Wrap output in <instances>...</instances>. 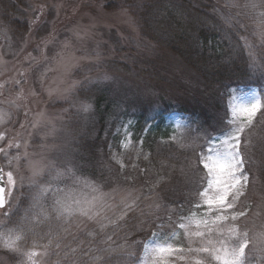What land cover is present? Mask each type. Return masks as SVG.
I'll list each match as a JSON object with an SVG mask.
<instances>
[{"label": "snow or ice", "instance_id": "6c2138e0", "mask_svg": "<svg viewBox=\"0 0 264 264\" xmlns=\"http://www.w3.org/2000/svg\"><path fill=\"white\" fill-rule=\"evenodd\" d=\"M226 7L236 10L224 16V23L238 30L239 50L246 53L249 69L264 76V55L258 54V46L247 36L239 34V30L247 32L245 21H250L252 35L264 47V0H226ZM91 107L89 102H81L78 111L86 113ZM228 107L230 117L226 114V127L219 132L176 123L172 142L183 146L189 139L186 131H191L195 133L192 142L202 143L193 148L195 162L189 160L179 169L186 192L170 204L155 191L167 182L165 175L157 174L147 194L119 188L105 192L101 183L83 175L70 155L57 161L46 154L30 155L25 147L7 159V173L0 167V244L17 253L21 264H39L40 257L53 256L56 264H168L166 257L172 253L190 258V264H264V224L259 231L242 224L252 206L240 203L250 178L256 179L247 168L250 158L246 159L241 145L253 146L250 134L259 122L258 114L264 119V101L255 93L242 103L230 101ZM38 115L41 119L32 123L33 128L45 123L43 113ZM4 116L0 112V120ZM55 131V125H50L49 134ZM129 143L130 133L126 132L123 146L127 148ZM150 155L143 158L149 160ZM113 159L126 167L115 154ZM136 159H140L139 153ZM13 191L28 202L23 211L18 200L11 198ZM130 213L137 215L129 220ZM130 223L136 232L148 230L151 239L129 243Z\"/></svg>", "mask_w": 264, "mask_h": 264}, {"label": "rangeland", "instance_id": "374dc122", "mask_svg": "<svg viewBox=\"0 0 264 264\" xmlns=\"http://www.w3.org/2000/svg\"><path fill=\"white\" fill-rule=\"evenodd\" d=\"M34 4L36 6L32 12L31 27L25 38L15 39L9 30L1 26L0 21V112L5 114L4 119L0 120V149L4 150L1 163L5 173L10 170L7 159L18 152H23L25 147L30 155L46 154L49 159L57 161L62 160L65 154L71 158L74 154L80 155L79 152L83 148L80 137L88 132V126L82 121L94 119V108L91 107L86 113L78 109L81 102H85L80 97L81 93L89 88L91 83L99 81L103 85L108 84L116 92L117 97L126 96L127 100L134 99L133 96L143 97L146 103L163 97L177 104L176 101L180 102L184 98L202 100L203 94L211 95V91H207L203 86L201 76L185 62L150 46L143 40L131 12L126 10L108 12L101 6L89 4L85 0H36ZM247 23L254 26L250 21ZM248 39L258 46V54L264 55L262 42L257 38ZM58 53L64 56L63 61ZM116 58L126 62L130 67L140 61L151 65L153 63L155 69L163 75L155 79L156 81H150L145 75L138 76L131 71H122L116 65H111ZM258 74L260 76L258 82L262 84V89L240 87L228 91L224 105L229 117L230 101L242 103L246 96L255 93H259L264 101V76L260 72ZM150 76L155 77L154 74ZM33 92L35 95H32ZM39 113H43L45 123L33 128L32 123L41 119ZM76 115L79 120L75 119ZM224 116L226 115L222 117ZM178 121L182 124L192 123L197 130L200 128L195 117L189 120L188 116L179 112L169 113L165 117L163 127L170 130L173 136ZM134 123V118H124L115 127L116 138L113 144H110L114 163L119 164L113 159L114 154L122 161L120 151L125 152L131 147L133 137L131 130ZM53 124L56 131L49 134V127ZM259 125L251 131L253 133L250 134V139L251 137L257 139L261 134ZM126 132L130 133L127 148L123 146ZM186 135L189 139L183 146L180 143L179 145L192 154L191 161L194 163L193 148L202 141L192 142L194 132L186 131ZM16 144H20L21 147L17 149ZM243 146L242 144L241 148ZM260 154L264 156L263 150ZM171 179L172 177L166 184L170 185ZM5 180L7 181L6 176ZM252 183H255V187L251 186L254 189L249 201L252 206L249 213L252 216L248 213L241 222L253 231H259L264 224V211H261L264 209V189L260 188L262 183L259 185L256 179ZM102 186L105 192L113 188L128 189L121 185ZM139 192L140 190L134 191L136 194ZM11 198L18 200L21 211L28 207V202L18 191L11 192ZM245 201L246 197H241V206L247 204ZM42 231L47 229L44 228ZM27 243L30 247L31 241ZM180 255V253L168 255L166 257L168 264H190V258L181 259ZM53 259L54 257H49L47 261H56V258ZM21 262L22 258L17 253L7 250L0 244V264Z\"/></svg>", "mask_w": 264, "mask_h": 264}, {"label": "trees", "instance_id": "16d2710c", "mask_svg": "<svg viewBox=\"0 0 264 264\" xmlns=\"http://www.w3.org/2000/svg\"><path fill=\"white\" fill-rule=\"evenodd\" d=\"M35 1L0 0L1 26L9 30L15 39H23L28 35ZM85 1L101 6L108 12L122 10L131 12L147 44L185 62L201 76L205 89L211 91V95L203 94L202 100L184 98L180 102L176 101L177 104L163 97L149 103L138 96L127 100L126 96L117 97L116 92L108 84L103 85L99 81L91 83L87 89L83 88L81 93L82 100L91 103L94 108V119L82 121L88 126V132L80 137L83 148L79 152L80 155H73V162L80 165L82 172L97 179L105 187L121 185L133 192L140 190V195L147 194L156 181L157 174L165 175L168 179L172 177L170 185L163 183L155 189L159 198L170 204L181 199L187 190L179 169L186 166L192 154L185 151L179 143L171 141L170 130L163 127L165 117L169 113L179 112L188 116L189 120L195 117L200 128H206L209 132L214 130L219 132L226 127L223 123L225 116H222L227 112L224 101L228 91L240 87L262 89V84L258 82L259 71L252 72L249 69L246 53L239 50L238 30L224 23V16L235 11L226 7V0ZM247 22L246 20L245 23ZM247 26V32L239 30V34L252 40L255 38L252 35L254 26L248 23ZM116 59L111 65H116L122 71H131L134 75H145L150 81H156L155 79L163 75L155 69L153 63L151 65L140 61L130 67L126 62ZM150 74H154L155 77ZM124 118H134L135 123L131 130L133 133L131 147L125 152L119 150L120 158L126 165L121 168L112 161L110 144H113L116 138L115 127ZM257 120L259 122L255 126L260 124L261 134L257 139L251 137L253 146L242 148L246 159L250 158L247 168L251 169V176L256 177L259 185L262 183L260 188L264 189V156L260 154L262 150L264 152V119L262 121L258 115ZM140 140H143L142 145L139 143ZM138 153L139 160L136 159ZM148 153L151 154L149 160H145L144 154ZM133 164L137 165L136 169H133ZM141 169L147 171L142 172ZM252 182H255V179L250 178L251 184L245 196L249 205L254 189L251 186L255 187V183ZM257 187L259 189V186ZM136 215L137 213H130L129 220ZM249 215L252 216L251 213ZM88 227L91 228L92 225ZM127 231L131 233L129 243L146 242L151 239L148 230L136 232L131 223ZM123 235L124 232H121L120 236ZM36 250L42 251L39 248ZM39 264H56V261L49 262L46 258L40 257Z\"/></svg>", "mask_w": 264, "mask_h": 264}, {"label": "water", "instance_id": "95a60500", "mask_svg": "<svg viewBox=\"0 0 264 264\" xmlns=\"http://www.w3.org/2000/svg\"><path fill=\"white\" fill-rule=\"evenodd\" d=\"M0 167H2V164H1V152H0ZM5 184V190H6V193H7V183L6 181L4 182Z\"/></svg>", "mask_w": 264, "mask_h": 264}]
</instances>
